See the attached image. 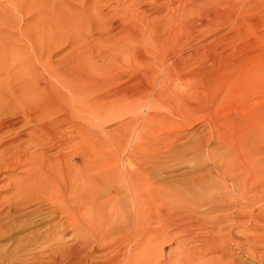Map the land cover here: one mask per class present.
<instances>
[{
  "label": "rangeland",
  "instance_id": "1",
  "mask_svg": "<svg viewBox=\"0 0 264 264\" xmlns=\"http://www.w3.org/2000/svg\"><path fill=\"white\" fill-rule=\"evenodd\" d=\"M236 2L238 0H226L221 7L211 5L209 9L206 6L196 9L192 7L193 0H0V79L3 78L0 81V99L2 103L10 100L12 93L16 94L20 91L17 87L18 81L12 77L17 67L26 68L30 71L31 77L40 78L45 75L55 84L56 82L45 72V64L59 63L68 56L67 53L71 54L73 51L80 50L96 64L108 70V73L100 78L101 84L99 83L98 88L95 89L92 86L88 90L85 103L93 105L95 98H99V102L114 104L127 90L135 89L137 95L134 98L140 99L142 98L140 96H144V101L142 99L138 101L141 105L138 104L137 108L125 111L109 121L95 120L93 116L85 113L86 111L85 114L75 113L78 117L77 121L89 130L88 140H95L93 136L99 128V135L106 144L103 147L104 153L108 157H122L119 165L123 167L125 164L128 166L124 161L129 152L125 149V145L123 149H118L115 140L120 141L123 136L122 139L125 142L129 138L131 139L129 141L133 142V139L138 138L136 133L141 134L143 131H147L142 134L143 137L146 136L155 141L161 137L176 136V140H172L173 144L171 143V148L174 147V150L170 149V146L153 150L155 152L169 151L166 158L169 162L158 163L150 170L154 181L153 186L160 185L163 179L162 184L169 180L174 184L178 183L177 192L182 193V197L190 199L189 202L192 203L191 205L184 199L181 207L191 206L187 209L204 213L203 215L208 209L213 210V207L219 212L216 213L217 220L222 222L216 229L224 228L226 232H220L219 239L216 236V241L213 246H210L206 240L207 234L202 230L191 225L184 228L180 219H175L173 225L167 219H157L155 217L157 211L164 209L166 204L158 201L151 205L149 211L154 218L150 226L154 232L151 233L152 236L150 235L152 251L146 257L148 264H197L198 261V264H264V222H259L257 225L253 221L256 224L254 226V223L250 222L248 216L244 214L249 212L248 215H250L254 211L257 212L256 210L264 205V201L259 202V206L255 203L253 205L255 207L239 208L237 202L240 201V192L234 181L246 177V171H248L242 168L244 162L238 157L240 153L241 156L245 153L243 150L246 148L240 149L238 144L240 138H237L238 140L235 138L239 136V132L234 122L239 123V120L247 119L250 121V126L254 124V127H258L261 124L264 127V116L261 118L259 113L264 108V3H262L263 0H250L249 5V0ZM256 5L257 7H254ZM249 8L252 9L249 10ZM128 24H132L131 27ZM152 25L158 26L156 32L149 29ZM73 26H76L75 30H72ZM133 31L137 34V39H133L130 44L135 52V58L131 60V68L124 70L120 67V60L125 58L123 53H118V56L113 54L112 59L100 57L107 52H112L116 42H123L125 34ZM59 32L62 33L61 36L64 39L61 38L62 41L55 37ZM74 33L77 34V39H73L75 42L72 40V36L75 37ZM97 35L99 38L102 37L98 38L99 41L95 39ZM74 46L78 49L75 47V50ZM82 46L83 50H81ZM147 55L152 64L151 72L153 71L150 78L146 74L148 72L146 67L141 63V56ZM160 55L167 65L171 63L176 65L175 72L173 71L169 78L164 77L165 80L164 69L160 61L157 62ZM16 59L21 61L18 66ZM12 62L14 64H11ZM11 67L12 73L7 74ZM117 73L121 76L117 77ZM104 81L108 83L105 84ZM161 81L162 83H159ZM56 86L66 93L65 89L57 84ZM4 105L3 108L6 107L5 103ZM254 118L256 123L252 121ZM140 123L147 127L142 124V128ZM20 125L21 123L14 127L19 128ZM234 132H238L237 135H232ZM219 134L223 137L220 138L226 141L232 138V145L228 141L226 143L219 139ZM225 136L228 138L225 139ZM263 136L264 134L252 136L248 140L250 148L247 147L248 143L244 144L251 149L249 151H252L263 167L260 177L256 179V183L260 184L264 183ZM189 142L202 145L197 150H190L185 147L191 144ZM181 147H185L184 150ZM136 150L137 156L134 157L139 158L140 155L146 154L142 147ZM249 151L246 150V152ZM227 165L233 170L227 171L225 169ZM130 166L135 169L136 164L132 163ZM131 167L128 168L131 169ZM11 173L15 174L13 171ZM4 182L0 180V209L3 208V199L7 196V192L1 187ZM112 196L117 198L119 196L123 204L126 202L123 199V193L114 192ZM220 198H223V201ZM4 209L0 211V218ZM31 209L22 210L21 213H30L31 211H28ZM42 209L40 212L47 210L45 207ZM248 209L250 210L247 211ZM237 210L242 211V214ZM40 212L36 211V215ZM238 214L245 216L246 220L238 222L235 217ZM33 216L35 214L28 218ZM202 221H205L207 226H210L208 222H212L209 218ZM170 230L173 232H168ZM232 235L240 237L238 244L232 242ZM136 237H133L131 241L134 240L132 242L139 245V238ZM3 243L0 240V259L3 256L12 255L11 250H7L3 255L1 248ZM124 244L125 242L121 243L117 250L106 249L108 252L105 250L107 252L105 254L109 258H121L120 254L126 256L128 252L130 254L132 247L124 249ZM139 246L136 253L142 252L140 250L143 247L142 242ZM138 259L140 261H137L142 263L145 256L142 257V254H139Z\"/></svg>",
  "mask_w": 264,
  "mask_h": 264
},
{
  "label": "bare ground",
  "instance_id": "2",
  "mask_svg": "<svg viewBox=\"0 0 264 264\" xmlns=\"http://www.w3.org/2000/svg\"><path fill=\"white\" fill-rule=\"evenodd\" d=\"M223 2L225 4L226 0H193L194 4L192 7L197 9L206 6V8L209 9L211 5L221 7ZM249 3L250 0L248 5ZM262 3H264V0ZM190 4L192 3L190 2ZM254 7H257V5ZM228 8L230 9V7ZM251 9L249 8V10ZM131 25L132 24H130L129 27H131ZM71 28L75 30L76 26ZM149 29L152 32H156L158 26L152 25ZM71 34H73V32ZM71 34L69 36H71ZM78 34L80 33L78 32ZM61 35L62 33L59 32L56 33L55 37L61 40V38L63 39ZM76 35L75 37L72 36V40L76 38ZM100 36L99 34V37ZM99 37L97 35L95 39L98 40ZM135 38L137 39V34L134 31L126 33L123 42L117 41L116 46L111 50L112 52L106 51L107 53L100 57L112 59L113 54L117 55L118 53H123L125 58L120 60V67L124 70L125 68H131V60L135 58V52L133 46H130V44ZM75 40L73 41L75 42ZM82 48L83 46L81 50H83ZM67 54L68 56H65L66 58L64 61L61 60L60 62L58 60L59 63L53 64L52 62H47L49 65L44 63L46 68L45 72L56 82L55 84L45 75H42L40 78L31 77L29 76L30 71L19 66L15 69L14 76L12 77L18 81L17 87H19L18 89L22 92L18 93L20 92L18 91L16 94L12 93L10 100L3 101L6 104L5 108H3L5 105L0 99V180L2 179L5 181L1 187L3 191L7 192V196L3 199L2 204V209L5 208V211L0 218V240L4 242L1 247L2 252H4L3 255H5L7 250L12 251L11 256L7 255L1 257L0 264H148V258L146 257L149 255V252L152 251L150 235L154 232L152 230L153 228L150 226L154 216L149 211V207L158 201H160V203L162 202V204H166V206L164 209L161 208V210L157 211V215L155 216L157 219H167L172 225L175 223V219H180L183 222L182 225L184 228H188L189 225H191L205 232L207 234L206 240L209 242L210 246H213L216 241V236L219 239V233L226 232L224 228L216 229L218 224L222 222L217 220V214L219 213L217 209H214V207L213 210L208 209L205 215H203L204 213L202 214L201 212L187 209L191 206L181 207L180 205L184 203V199L188 202L190 199H186L184 196L182 197V193L177 192L179 186L177 182V184H174V182L167 180L168 182L162 184L164 181L163 179L160 185L156 184V187L153 186L154 181L152 179L153 177H151L150 170L158 163L164 164L169 162V160L166 159L168 157V150H163V152H159V150L158 152L155 151L156 149H162V147L165 148V146H170L169 148L173 149L174 147L171 148V143L173 144L172 140H176V136L161 137L157 141L154 139L150 140L148 137L144 136L147 138L146 140V138L144 139L142 136L145 132L143 131L141 134L138 132L136 133L138 138H135V140L133 139V142L129 141L130 138L126 139L127 142H125L122 139L123 136L120 141L117 140V142L115 140L118 149L125 145V149L128 150L129 154H126V159L124 161L127 162L128 166L126 164L123 167L119 165L122 158L120 156V158L106 156L107 154H105L103 150L106 144L99 135V128L96 129V135L93 136L95 140L89 141V130L84 124L77 121L78 117L75 113H88L93 116L95 120L99 119L102 122L106 120L109 121L123 114L125 111L137 108L141 105V102L138 103V101L140 99L144 101V96H140L142 97L140 99H137V97L134 98V96L137 95L135 89L127 90L123 97L116 100L114 104H104L103 102H99V98H95V104L93 105L85 103L88 90L92 86H94L95 89L98 88L99 83L101 84L100 78L104 77L105 74L108 73V70L89 59L85 53L80 50ZM15 56L17 57V55ZM148 56L149 55L141 56V63L146 67L148 71L146 74L150 78L153 71L151 72L152 64ZM154 58L156 59V57ZM163 59L164 58L160 55L157 62L160 61V65L164 69L165 74L163 78H169L172 72H175L176 65H174V63L167 65L166 61ZM20 63L21 61L18 59L16 61L17 66ZM11 64L14 63L12 62ZM12 71L11 67L7 71V74H11ZM116 76L119 77L121 74L117 73ZM158 79L159 78H157V80ZM2 80L3 78L0 79V81ZM104 83L107 84L108 82L106 83L104 81ZM159 83H162V81ZM56 84L65 89L66 93L57 87ZM89 99L92 100L91 98ZM259 113L262 118L264 116V108ZM254 120L256 119L254 118L252 121L255 122ZM239 121V123H237V121L234 122L239 132V136L235 138L236 140L240 138V143H238L240 149L243 147L249 151L251 149L247 148H250L248 140L254 135L256 137L257 134L262 136L264 134V127L261 124L258 127H254V124L250 126V121L247 119ZM20 123L21 125L19 128L14 127ZM144 126L147 127V125ZM233 126L234 125H232V127ZM96 127H98V125ZM237 133L234 132L232 135H237ZM220 137H222L221 134L218 135L219 139H221ZM225 137V139L228 138L227 136ZM262 138L264 139V136ZM228 139L231 140L232 138ZM228 139L227 141L229 143L233 141H229ZM221 140L224 142L226 141L224 139ZM246 143H248L247 147L244 146V144L247 145ZM238 144H236L237 147H239ZM201 145L195 142L188 146L185 145V147L190 150H197ZM140 147L145 149L146 152H143L146 154L141 152L143 155H140L139 158L134 157L137 156V154L135 155L136 149ZM185 147L181 148L183 149ZM148 150L150 152H148ZM246 150L244 149L243 152L245 151V153H243L242 156L240 153L238 157L244 162L242 168L248 170L246 171L247 176L241 180H234L237 190L240 192V201L237 202L239 208H251L250 206L255 205V203H258L259 206V202L264 201V183H256V179L260 177V172L263 167H261L254 157L252 151L246 152ZM235 152H237V150ZM112 163L114 164L112 165ZM132 163L136 164L138 168L135 167V169H133L130 166ZM128 167H131V169ZM225 169L231 171L232 167L227 165ZM12 171L15 172V174H12ZM221 172L222 171H220V173ZM114 192L123 193L124 197H122L126 202L123 204L119 196L118 198L112 196ZM231 198L232 197H230V199ZM189 204L192 205L191 202H189ZM44 207L47 210L40 212ZM30 208H32L28 211H31L30 213H21L22 210ZM2 209H0V211H2ZM249 210L250 209L247 211ZM36 211L40 212V214L36 215ZM256 211L257 212L254 211L250 215H248L249 212H247L248 214H244L248 216L250 222L254 221L256 224L264 222V205L260 206ZM34 214L35 216L28 218ZM241 214L235 216L238 222H244L246 220L245 216H241ZM205 218H209V220L212 221L211 223L208 222L210 226H207L206 223H204L205 221H202V219ZM255 223L254 226H256ZM224 224L225 223H223V225ZM171 231L172 230L168 232ZM196 232L195 234L198 233ZM180 234H182V232ZM133 237L139 238L140 243L142 242L143 247L142 249L140 248V250H142L141 253H136L137 249L141 246H139L140 243L137 245L132 242L134 240L131 241ZM189 237L190 235L188 238ZM231 239H233L232 242L234 241L237 244L240 242L239 236L234 235ZM124 242V249L132 247L130 250L132 252H130V254L129 252L126 253V256L120 254L121 258H109L105 254L108 252V249H116ZM35 249L37 250L35 251ZM124 251L126 252V250ZM139 254H142V257L145 256V260L143 259L142 263L138 262L140 261L138 259Z\"/></svg>",
  "mask_w": 264,
  "mask_h": 264
}]
</instances>
